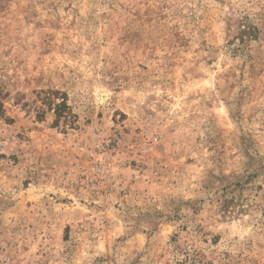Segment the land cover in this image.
Returning <instances> with one entry per match:
<instances>
[{"label": "rangeland", "instance_id": "rangeland-1", "mask_svg": "<svg viewBox=\"0 0 264 264\" xmlns=\"http://www.w3.org/2000/svg\"><path fill=\"white\" fill-rule=\"evenodd\" d=\"M0 264H264V0H0Z\"/></svg>", "mask_w": 264, "mask_h": 264}, {"label": "trees", "instance_id": "trees-1", "mask_svg": "<svg viewBox=\"0 0 264 264\" xmlns=\"http://www.w3.org/2000/svg\"><path fill=\"white\" fill-rule=\"evenodd\" d=\"M64 107L65 106H64L63 103L62 104H58L57 106H55V110L54 111H55L57 117H60L61 111H62V109Z\"/></svg>", "mask_w": 264, "mask_h": 264}]
</instances>
